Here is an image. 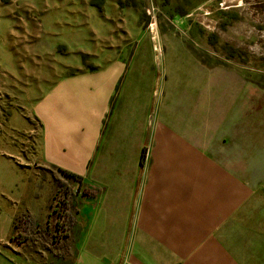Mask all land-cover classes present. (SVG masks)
<instances>
[{"label": "rangeland", "instance_id": "rangeland-1", "mask_svg": "<svg viewBox=\"0 0 264 264\" xmlns=\"http://www.w3.org/2000/svg\"><path fill=\"white\" fill-rule=\"evenodd\" d=\"M109 68L120 75L112 111L123 87H139L144 93L126 110L140 133L150 130L140 161L119 165L137 164L143 181L149 171L196 174L214 165L264 198V0H0V96L9 97L13 117L12 129L0 123V149L11 152L14 186L35 193L28 211L15 217L12 236L0 242L19 264L77 260L71 253L82 242L75 240L71 204L83 187L104 188L89 170L118 166L95 156L80 178L40 164L34 125L28 130L22 120L26 99L39 83ZM124 110L119 105L117 115ZM166 123L186 125L171 147L163 142L170 137ZM151 131L163 141L151 145Z\"/></svg>", "mask_w": 264, "mask_h": 264}, {"label": "crops", "instance_id": "crops-1", "mask_svg": "<svg viewBox=\"0 0 264 264\" xmlns=\"http://www.w3.org/2000/svg\"><path fill=\"white\" fill-rule=\"evenodd\" d=\"M95 74L63 75L52 84L39 83L35 94L26 99V115H22L28 130L30 124L36 130L35 160L80 178L91 172L103 182L104 188L97 191L79 189L71 204L75 240L82 244L71 253L77 260L68 264H264L261 192L239 185L235 175L214 165L196 174L150 175L149 171L145 181L137 164L131 169L119 165L138 163L150 134L148 127L140 133L131 116L133 110H126L136 94L144 92L139 87H123L114 112L120 75L112 68ZM141 97L148 107L145 94ZM8 99L0 96V123L5 129L13 118L6 109ZM119 105L125 107L120 116L116 112ZM200 119L195 114V120ZM166 124L170 137L157 138V127L151 131V145L162 140L171 147L183 140L186 125L176 130L175 124ZM122 129L126 134H120ZM127 132L132 136L129 142ZM202 134L203 129H198L200 139ZM11 157V152L0 149V242L12 236L15 217L28 211L29 197L35 194L33 187L14 186ZM93 157L118 166L88 172ZM0 264L19 262L0 251Z\"/></svg>", "mask_w": 264, "mask_h": 264}]
</instances>
